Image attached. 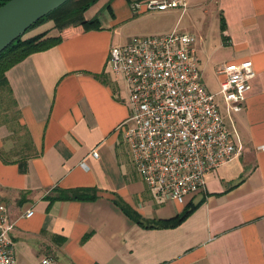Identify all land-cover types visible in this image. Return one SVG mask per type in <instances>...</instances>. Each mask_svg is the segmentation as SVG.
<instances>
[{
	"label": "crops",
	"instance_id": "crops-1",
	"mask_svg": "<svg viewBox=\"0 0 264 264\" xmlns=\"http://www.w3.org/2000/svg\"><path fill=\"white\" fill-rule=\"evenodd\" d=\"M141 1L95 0L83 17L97 18L100 30L66 32L60 44L5 72L14 120L0 121V204L11 224L15 264H264V0H185L184 13L132 12L131 4ZM189 12L196 34L178 27ZM153 17L173 20L122 34ZM205 19L215 20L225 51L219 64L204 53L203 30L195 29ZM173 29L195 37L201 78V68L216 76L222 65L247 60L255 77L241 112L228 115L222 106L240 155L206 177V191L189 200L203 201L182 224L144 230L114 198L146 220L169 219L183 205L153 204L136 175L121 136L129 117L125 88L111 82L106 63L112 46ZM30 32L58 34L52 21ZM94 188L98 197L91 201L57 200L65 191ZM27 211L32 215L25 218Z\"/></svg>",
	"mask_w": 264,
	"mask_h": 264
},
{
	"label": "built area",
	"instance_id": "built-area-1",
	"mask_svg": "<svg viewBox=\"0 0 264 264\" xmlns=\"http://www.w3.org/2000/svg\"><path fill=\"white\" fill-rule=\"evenodd\" d=\"M130 8L137 14L184 13L187 5L185 0H143ZM106 64L111 82L125 88L122 101L129 117L122 143L152 203L182 206L186 196L204 193L206 177L241 153L222 106L228 115L242 111L255 77L252 62L222 65L216 71L218 91L212 93L202 82L195 37L173 29L112 46ZM31 215L27 211L24 217ZM4 216L0 204V264H15L8 238L11 224Z\"/></svg>",
	"mask_w": 264,
	"mask_h": 264
},
{
	"label": "trees",
	"instance_id": "trees-1",
	"mask_svg": "<svg viewBox=\"0 0 264 264\" xmlns=\"http://www.w3.org/2000/svg\"><path fill=\"white\" fill-rule=\"evenodd\" d=\"M8 0H0V6ZM95 2V0H68L60 7L49 13L44 18L36 21L30 28L37 27L48 21H53L54 28L58 31L57 35H49L42 32L29 38L19 37L9 44L0 52V94L7 95L9 101L12 102L11 93L8 88L5 72L12 66L22 61L27 56L46 51L61 43L66 32L80 29L83 32L92 30H100V21L96 19L86 20L83 17L84 12ZM220 30H225L224 19L220 17ZM23 163H18L19 171L23 172ZM98 197L97 189H75L65 191L57 197V200H78L91 201ZM201 199L197 203L189 201L183 205L182 211L169 219H153L146 220L138 215L126 203L118 198H114V204L137 226L144 230L156 229H173L182 224L201 204Z\"/></svg>",
	"mask_w": 264,
	"mask_h": 264
},
{
	"label": "rangeland",
	"instance_id": "rangeland-1",
	"mask_svg": "<svg viewBox=\"0 0 264 264\" xmlns=\"http://www.w3.org/2000/svg\"><path fill=\"white\" fill-rule=\"evenodd\" d=\"M189 15L191 16V18L193 17V14L191 12H189V14L187 13L186 15L182 17L178 27L181 28V31L183 32L190 29L196 34V32L193 30L194 27H192V23L189 20ZM172 20H173L172 18L161 19V18L153 17V18L144 20L142 22L132 24L126 27L124 31H121V32L125 36L138 34L140 32L147 33L150 31L151 28H153V26L155 27L157 24L159 25L164 24L166 26V25H169L172 22ZM204 22L205 23L203 24V26H197L195 24L197 27L195 29H197L198 31H201V29L203 30L202 36H204V39H205L203 42L204 43L203 44L204 53L206 52L207 55L211 54L212 56L211 61L213 64H219L225 59V55H224L225 51L219 50L218 48L219 39L217 38L218 37L217 29H216L217 26H216L215 20L208 19L206 21L205 19ZM32 29L25 32L21 37L25 38L27 36L26 38H29L32 35V33L30 32ZM122 34L117 29L116 35H119V39L121 40L123 39ZM201 69H202V74H203L202 76L203 83L205 84L207 89L211 91L212 93L217 91L218 85H217L216 76L213 74V72L209 68L204 67ZM3 119H6V120L13 119L14 120V108L9 102L7 95L0 94V121ZM191 197L192 195H188L185 197L184 199L185 204L190 200Z\"/></svg>",
	"mask_w": 264,
	"mask_h": 264
},
{
	"label": "water",
	"instance_id": "water-1",
	"mask_svg": "<svg viewBox=\"0 0 264 264\" xmlns=\"http://www.w3.org/2000/svg\"><path fill=\"white\" fill-rule=\"evenodd\" d=\"M68 0H8L0 6V52Z\"/></svg>",
	"mask_w": 264,
	"mask_h": 264
}]
</instances>
